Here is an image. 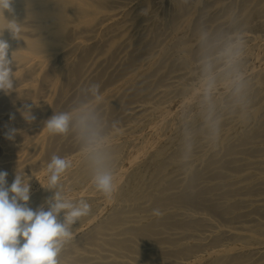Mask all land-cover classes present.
<instances>
[{
	"label": "bare ground",
	"instance_id": "1",
	"mask_svg": "<svg viewBox=\"0 0 264 264\" xmlns=\"http://www.w3.org/2000/svg\"><path fill=\"white\" fill-rule=\"evenodd\" d=\"M0 39L5 187L91 206L58 264H264V0H11Z\"/></svg>",
	"mask_w": 264,
	"mask_h": 264
},
{
	"label": "clouds",
	"instance_id": "2",
	"mask_svg": "<svg viewBox=\"0 0 264 264\" xmlns=\"http://www.w3.org/2000/svg\"><path fill=\"white\" fill-rule=\"evenodd\" d=\"M10 4L11 0H0V14L5 9L10 10ZM8 29L13 33L19 31L14 23H10ZM8 48V43L0 39V90L6 93L13 88L12 61L8 56ZM22 114L27 121L35 119L29 111ZM68 119L64 114L53 115L46 127L50 133H63L67 129ZM67 167L66 160L52 157L48 166L52 173L47 185L49 189L56 186L60 174ZM6 177L7 172L0 171V264H58V255L73 238L70 226L90 213V204L81 200L78 205H74L57 192L46 201L47 210L43 207L33 210L27 206L30 199L28 180L16 175L11 185L5 187ZM95 184L97 190L108 198L118 189L110 173L98 174ZM155 214L160 215L158 210Z\"/></svg>",
	"mask_w": 264,
	"mask_h": 264
}]
</instances>
